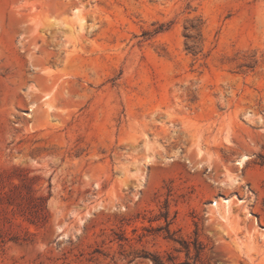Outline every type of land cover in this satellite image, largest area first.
Returning a JSON list of instances; mask_svg holds the SVG:
<instances>
[{"label":"rangeland","instance_id":"1","mask_svg":"<svg viewBox=\"0 0 264 264\" xmlns=\"http://www.w3.org/2000/svg\"><path fill=\"white\" fill-rule=\"evenodd\" d=\"M0 264H264V0H0Z\"/></svg>","mask_w":264,"mask_h":264},{"label":"bare ground","instance_id":"2","mask_svg":"<svg viewBox=\"0 0 264 264\" xmlns=\"http://www.w3.org/2000/svg\"><path fill=\"white\" fill-rule=\"evenodd\" d=\"M62 1H63V0H62ZM244 159H245V158H244ZM242 161H244V160L242 159ZM242 161H241V163H243ZM224 203H228V201H227V200H224Z\"/></svg>","mask_w":264,"mask_h":264},{"label":"trees","instance_id":"3","mask_svg":"<svg viewBox=\"0 0 264 264\" xmlns=\"http://www.w3.org/2000/svg\"><path fill=\"white\" fill-rule=\"evenodd\" d=\"M40 211L42 212L43 211V208H42V206L40 205Z\"/></svg>","mask_w":264,"mask_h":264}]
</instances>
